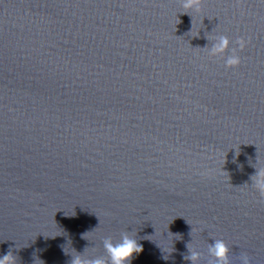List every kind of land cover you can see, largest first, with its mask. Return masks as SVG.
I'll return each mask as SVG.
<instances>
[{"label":"water","instance_id":"1","mask_svg":"<svg viewBox=\"0 0 264 264\" xmlns=\"http://www.w3.org/2000/svg\"><path fill=\"white\" fill-rule=\"evenodd\" d=\"M261 183L264 0H0V256L264 264Z\"/></svg>","mask_w":264,"mask_h":264},{"label":"clouds","instance_id":"2","mask_svg":"<svg viewBox=\"0 0 264 264\" xmlns=\"http://www.w3.org/2000/svg\"><path fill=\"white\" fill-rule=\"evenodd\" d=\"M199 6L200 0H183V7L185 9L196 8L199 10ZM236 43L239 45V49L242 50L245 43L243 39L237 40ZM231 44L232 41H230L227 36L222 35L218 38L217 43L212 48L211 54H223L230 48ZM240 63L241 58L238 54V49L232 48V54L228 56L226 65L233 67L238 66ZM259 186L264 188V183L259 184ZM103 244L107 253V258L86 259L83 256L74 255L72 264H131L133 257L136 254L143 252V246L128 233L122 234L120 240L116 242L111 238H106L104 239ZM62 250L65 254H68L66 248L63 246ZM230 251L228 244L220 239H216L215 243L209 247V252L216 258L217 264H231ZM163 258L166 259L165 256H163ZM187 259H190L192 264H197L199 253L193 250ZM240 259L242 264H249V259L246 255L241 256ZM0 264H17L16 256L11 252L0 256Z\"/></svg>","mask_w":264,"mask_h":264}]
</instances>
